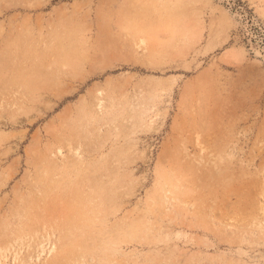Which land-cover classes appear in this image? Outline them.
I'll return each mask as SVG.
<instances>
[{
    "label": "rangeland",
    "instance_id": "1",
    "mask_svg": "<svg viewBox=\"0 0 264 264\" xmlns=\"http://www.w3.org/2000/svg\"><path fill=\"white\" fill-rule=\"evenodd\" d=\"M234 1L0 0V264H264V0L255 34Z\"/></svg>",
    "mask_w": 264,
    "mask_h": 264
},
{
    "label": "trees",
    "instance_id": "2",
    "mask_svg": "<svg viewBox=\"0 0 264 264\" xmlns=\"http://www.w3.org/2000/svg\"><path fill=\"white\" fill-rule=\"evenodd\" d=\"M235 3V9L237 12L241 13L244 16H247L248 25L250 27V31L252 34H255L254 31L260 29H263L262 25L257 21L256 16L248 7H245L240 0L234 1Z\"/></svg>",
    "mask_w": 264,
    "mask_h": 264
},
{
    "label": "bare ground",
    "instance_id": "3",
    "mask_svg": "<svg viewBox=\"0 0 264 264\" xmlns=\"http://www.w3.org/2000/svg\"><path fill=\"white\" fill-rule=\"evenodd\" d=\"M22 70H23V69H22ZM21 72H22V71H21ZM23 72H24V71H23ZM21 75H22V74H21ZM57 149H58V148H57ZM57 149H56V150H57ZM43 159H44V157H43ZM43 159H42V160H43ZM42 160H41V161H42ZM39 161H40V160H39ZM43 162H44V161H43ZM41 163H42V162H41ZM39 165H40V164H39ZM40 166H41V165H40ZM40 166H39V167H40ZM51 166H52V165H51ZM39 167H38V169H39ZM38 169H37V170H38ZM46 169H47V167H46ZM52 169H53V168H52ZM50 170H51V169H50ZM43 171H45V170H41V172H43ZM51 171H52V170H51ZM36 172H37V171H36ZM46 172H47V171H46ZM49 172H50V171H49ZM49 172H48V173H49ZM39 173H40V171L38 170V174H39ZM40 174H41V173H40ZM46 174H47V173H46ZM39 176H40V175H39ZM43 176H44V175H43ZM35 179H36V177H35ZM37 179H38V176H37ZM37 182H38V180H37ZM39 185H40V184H39ZM39 188H40V187H39ZM75 196H78V195H75ZM79 196H80V195H79ZM80 198H81V197H80ZM22 199H24V201H25V198H22ZM79 200H80V199H79ZM37 201H38V200H37ZM28 202H29V201H28ZM30 202H31V201H30ZM25 203L27 204V202H25ZM28 204H29V203H28ZM30 204H33V201H32V203H30ZM36 204H37V202H36ZM38 204H39V203H38ZM34 205H35V204H34ZM20 206H21V205H20ZM23 206H24V205H23ZM29 206H30V205H28V207H29ZM35 206H36V205H35ZM31 207H32V206H31ZM23 208L25 209V206H24ZM23 208H22V209H23ZM19 209H20V208H19ZM26 209H27V208H26ZM34 209H35V208H34ZM20 212H21V210H20ZM20 212H19V214H21ZM22 212H24V211L22 210ZM27 212H28V211H27ZM23 214H24V213H23ZM25 214H26V212H25ZM25 218H26V217H25ZM31 221H32V220H31Z\"/></svg>",
    "mask_w": 264,
    "mask_h": 264
}]
</instances>
